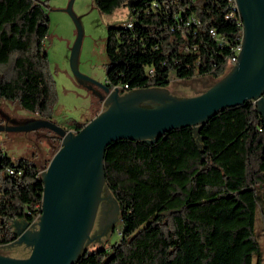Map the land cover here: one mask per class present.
<instances>
[{
	"label": "trees",
	"instance_id": "obj_1",
	"mask_svg": "<svg viewBox=\"0 0 264 264\" xmlns=\"http://www.w3.org/2000/svg\"><path fill=\"white\" fill-rule=\"evenodd\" d=\"M91 3L103 14L130 9L129 20L108 27L105 40V83L120 94L166 88L172 75L219 80L241 38L240 20L226 19L227 0ZM48 25L46 2L0 0V100L43 120H52L55 99L44 50ZM71 123L74 132L85 125ZM41 173L36 155L13 159L0 150V247L16 240L14 223L40 217ZM104 173L120 208V238L86 248L75 264L262 263L255 224L264 121L250 102L152 144L113 143Z\"/></svg>",
	"mask_w": 264,
	"mask_h": 264
},
{
	"label": "water",
	"instance_id": "obj_2",
	"mask_svg": "<svg viewBox=\"0 0 264 264\" xmlns=\"http://www.w3.org/2000/svg\"><path fill=\"white\" fill-rule=\"evenodd\" d=\"M76 26L69 65L75 78L101 89L106 109L78 132H69L50 120L36 119L0 132L21 133L46 129L60 139L58 150L41 173L43 185L40 217L33 224L16 222L13 246H24V258L0 255V264H75L86 251L105 184L107 148L118 141L154 143L163 134L184 128H201L223 109L257 101L264 121V0H235L242 24L241 51L236 64L204 93L177 99L159 88L120 94L106 83L98 84L80 74L77 56L81 28ZM105 189H108L105 187ZM31 227L33 230H26Z\"/></svg>",
	"mask_w": 264,
	"mask_h": 264
},
{
	"label": "rangeland",
	"instance_id": "obj_3",
	"mask_svg": "<svg viewBox=\"0 0 264 264\" xmlns=\"http://www.w3.org/2000/svg\"><path fill=\"white\" fill-rule=\"evenodd\" d=\"M46 2L49 16L48 36L44 50L48 56L47 74L52 80L55 99L52 104V120L66 131L74 132L71 122L87 124L96 115L106 109L104 92L97 86L75 78L70 70L69 57L76 39V26L66 10L71 0H38ZM72 13L81 28V43L77 56V67L83 76L98 84L105 83L107 58L105 40L108 27L127 22L130 18L128 6L120 7L112 14H103L91 3V0H74ZM232 68V67H231ZM228 67L224 73L231 69ZM218 80L209 77L194 76L181 80L174 75L170 83L162 88L170 96L183 99L198 96L208 90ZM161 90V89H160ZM31 115L21 110L17 104L0 100V126H21L32 120ZM60 145L50 131L38 129L21 133L0 132V150L11 158L33 157L39 163L42 172ZM104 184L101 192V205L98 207L93 228L89 234L91 241L84 247L93 250L117 242L120 238V208L109 189ZM17 223L13 224V228ZM33 230L30 226L26 230ZM255 229L264 264V187L257 190V212ZM16 231V230H15ZM20 246L0 247V255L24 258L29 254Z\"/></svg>",
	"mask_w": 264,
	"mask_h": 264
},
{
	"label": "built area",
	"instance_id": "obj_4",
	"mask_svg": "<svg viewBox=\"0 0 264 264\" xmlns=\"http://www.w3.org/2000/svg\"><path fill=\"white\" fill-rule=\"evenodd\" d=\"M229 12L226 14V19H232V17H239V14L237 12V7H236V4H235V0H230V6H229ZM240 24H241V21H240ZM242 26V24H241ZM242 38H240L239 40V43L234 46V48L232 49V55L231 57L229 58L228 60V66L231 68L233 67L236 62H237V57L241 51V40ZM264 99V94L262 95V97ZM252 105V107L254 109H256L257 107V101L256 100H253V101H249Z\"/></svg>",
	"mask_w": 264,
	"mask_h": 264
},
{
	"label": "bare ground",
	"instance_id": "obj_5",
	"mask_svg": "<svg viewBox=\"0 0 264 264\" xmlns=\"http://www.w3.org/2000/svg\"><path fill=\"white\" fill-rule=\"evenodd\" d=\"M228 2H229V4H230V0H227ZM233 18V17H232ZM239 20H240V18L239 17H237ZM212 33V32H211ZM212 35L214 36V34L212 33ZM215 37V36H214Z\"/></svg>",
	"mask_w": 264,
	"mask_h": 264
},
{
	"label": "flooded vegetation",
	"instance_id": "obj_6",
	"mask_svg": "<svg viewBox=\"0 0 264 264\" xmlns=\"http://www.w3.org/2000/svg\"><path fill=\"white\" fill-rule=\"evenodd\" d=\"M103 92V91H102ZM51 134H53V133H51ZM53 137H54V135H53ZM54 138H56V137H54ZM58 139V138H57Z\"/></svg>",
	"mask_w": 264,
	"mask_h": 264
}]
</instances>
